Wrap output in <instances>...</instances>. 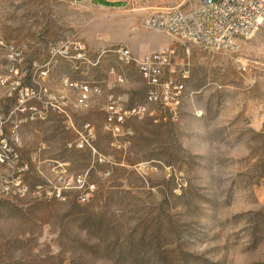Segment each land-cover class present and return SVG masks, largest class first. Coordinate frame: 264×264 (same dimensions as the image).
I'll return each mask as SVG.
<instances>
[{
	"label": "rangeland",
	"instance_id": "1",
	"mask_svg": "<svg viewBox=\"0 0 264 264\" xmlns=\"http://www.w3.org/2000/svg\"><path fill=\"white\" fill-rule=\"evenodd\" d=\"M182 3L199 0H0V41L23 58L0 46L4 136L44 188L0 199V264H264V21L235 50L187 51L143 24ZM121 46L176 48V110L147 100ZM113 98L144 108L128 145L106 128Z\"/></svg>",
	"mask_w": 264,
	"mask_h": 264
},
{
	"label": "built area",
	"instance_id": "2",
	"mask_svg": "<svg viewBox=\"0 0 264 264\" xmlns=\"http://www.w3.org/2000/svg\"><path fill=\"white\" fill-rule=\"evenodd\" d=\"M263 21L264 0H199V3L191 8H184L182 3L170 9L152 11L145 17L143 24L149 29L165 32L181 40L187 51L188 43H201L214 49L235 50L239 40L252 37ZM0 46L7 48L12 60L20 62L23 59L21 51L13 44L0 41ZM117 52L123 62L136 64L147 83L149 102L160 104L171 111L180 106L187 73L179 75L173 67L172 61L177 54L175 47L164 46L138 57L124 46ZM63 53L68 54V50L65 49ZM79 87V101L84 103L89 99L91 88L88 84H81ZM107 109L106 128L113 134L124 136V145L130 144L129 137L133 130L126 125L127 118L144 108H126L121 98H113ZM31 116H27V120ZM7 121L8 118L0 110V199L25 197L30 193L41 196L44 188L37 186L33 189L30 186L26 180L28 165L21 163L20 153L4 136ZM18 127L19 123L16 122L13 130ZM52 194L63 198L60 191H53ZM88 198V193L80 196L81 201Z\"/></svg>",
	"mask_w": 264,
	"mask_h": 264
}]
</instances>
